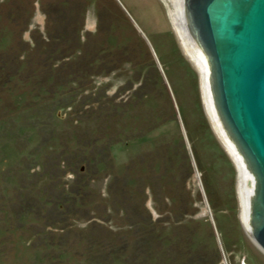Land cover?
<instances>
[{"label":"rangeland","instance_id":"374dc122","mask_svg":"<svg viewBox=\"0 0 264 264\" xmlns=\"http://www.w3.org/2000/svg\"><path fill=\"white\" fill-rule=\"evenodd\" d=\"M36 1L2 0L8 5L0 6V56L12 49L21 37L32 41L39 33L49 41L52 31V38L57 40H50L47 46L56 54L71 48L72 62L68 64L71 72L79 67L88 68V65L82 66L87 60L92 62L90 79L95 90L103 88L110 98L119 96V101H125L127 112L122 119L121 140L133 139L116 143L110 153L107 150L102 153L98 161L102 160L105 166L99 167L92 182L84 165L87 187L95 201L88 214L76 213L75 206L69 203L72 214L63 224L59 221L60 210L55 211L52 204H42L51 201L63 184L71 189L79 175L61 179L60 187H50L55 180L41 173L46 168L51 174L56 167L45 163L46 159H55L51 150L42 157L44 165L39 167L37 175L29 171L19 176L33 160L23 159L24 150H17L9 132L0 129V191L8 185L2 182L12 180L6 171L20 168L19 182L13 180L9 189L2 192L9 200L0 201V227L7 230L0 232V241H3L0 262L90 264L95 260L112 262L116 256L117 264L137 262V214L142 217L149 214L156 226L168 231L169 248L175 250L174 254H186L191 242L194 246L190 253L196 254L194 248L199 243L197 252L211 264H264V253L240 219V172L206 115L200 76L184 55L169 18L170 1L39 0L42 19L32 14L31 7ZM9 60L10 70L6 72L11 75L18 66L16 61ZM56 80H49V84L54 85ZM6 86L0 83V117L14 125L9 119L11 116L16 119L19 112L11 113L9 109L17 99L12 97L14 89L10 83ZM19 87L32 90L25 85ZM27 97L24 98L29 102L33 100L32 94ZM20 102L23 104L22 99ZM59 113L62 120H33V123L39 120L43 126H51L36 133L28 129L30 151H35L41 140L53 134L51 128L62 135V144L67 150L78 148L75 140L71 146L66 136L76 134L79 139L88 138L86 123L74 127L68 119L69 111ZM105 143L106 139L98 145L103 147ZM175 151L177 158H173ZM24 187H28L36 204H31L32 210L23 204V211L30 213L18 220L8 211L22 206L20 192ZM67 210L70 208L61 211ZM93 217L101 224L92 223ZM20 224L23 226L19 227ZM159 246L166 248L167 243ZM110 252L114 255L110 256Z\"/></svg>","mask_w":264,"mask_h":264},{"label":"trees","instance_id":"16d2710c","mask_svg":"<svg viewBox=\"0 0 264 264\" xmlns=\"http://www.w3.org/2000/svg\"><path fill=\"white\" fill-rule=\"evenodd\" d=\"M51 32H49L48 35L51 37L48 38L50 40L56 39L52 38ZM37 34V37H32V41H27L26 38L21 37L19 42H17V44L13 46L12 49H8L0 56V83L4 87H7L6 85H9L10 83V87H13L12 89H14V92L11 90L13 95L12 97L17 99V102L15 101L13 108H10L9 110H11V113L19 112V115L16 119H14L13 116H11L9 119L14 123V125L7 123L8 119H5V117H0V129L3 130V132L5 130L9 132L8 135L10 136L12 144L17 150H24V152L21 151L23 153V159H26L27 157V160H33L32 165L25 167L21 172L19 168L17 171L9 169L6 171V173L12 178L11 182L16 179L18 181V172L22 174L19 176H23L25 172L29 173V171L37 175L39 167L41 166V168H43L44 165V159L42 157H45L46 152L52 150L55 159H46L45 163H51V165H56V167H53L54 169L51 171V174L48 173L46 168L44 169V172L41 173L43 177L46 176L49 180H55L53 182L51 181L52 183L50 187L53 189L57 186L60 187L59 184H62L60 183L61 179H73V177L75 178V175L76 177L77 174L79 175V177H77L79 179H75L74 185L71 189H67V184H63V188L61 189L60 187L59 189L60 191L54 192L51 201H46L44 204H42H52L55 206V209L52 207L55 211L60 210L59 212L57 211L59 214H61V216H59L61 217V220L59 221H62L63 224H65L67 218L72 214V212H69L71 211L69 203H71V206H75L73 209H75L74 211L76 213L77 211L78 213L84 212L82 214H88V211L90 212V205L95 201V198H93L94 200L92 199L94 194L93 192L89 191L87 187L88 182L86 183L85 176L89 173V176H91L89 180L92 182V179L96 175L99 167L105 166V163L102 160L98 161L102 153H105L106 150L110 153L112 145L116 143H128L133 138H130L124 142L121 140L123 138L122 134L120 133V129L124 128L122 125V119L124 113L127 112V109L124 110V107L126 106L125 101H119V96L110 98L103 88L95 90V87L92 85V79H90V76L93 72L91 69L92 62L86 59L87 62L82 63V66L88 65V68L79 67L76 71L71 72L68 67L69 62H72L71 48L65 49L56 54L54 50H51L47 46V43L50 40L48 41V39H45L43 35L40 37V34ZM45 54H47V56ZM10 58L14 62L16 61L15 64L18 66L12 70L15 72L11 75L6 72L7 70H10L7 68ZM36 60H42L40 62H43V64L36 62ZM29 65L44 66H42V68L39 67L29 69ZM98 71L100 73L102 72V69H98ZM53 78L57 80L55 84L51 86V83L49 84V80H53ZM24 85L26 87H31L32 90H22L21 87H19ZM47 86L49 87L46 90ZM28 94H32L33 100L30 102L26 100L28 98L27 96H29ZM142 96H147V94H143ZM24 97H26V99ZM21 99L23 104L20 102ZM62 111H69L70 118L68 119H70L72 122V126L78 127L84 123L88 125V130L86 132L88 138L83 140V137L81 136L79 139L76 134L66 136L65 139L69 142V144L72 140H75L76 146L78 148L76 150H67L62 144V135L57 134V130L54 131L51 128L50 131L53 134L44 141L40 139L41 141L37 149L35 151H30L28 146L30 142L29 136L27 137L28 129H32V131L35 130L36 133L38 129L39 131H42V128H45V126H51L48 124H44L43 126V123L39 122V120L37 123H33V120H62L63 118L59 113H62ZM5 126L7 127L5 128ZM56 139L58 140L56 141ZM105 139L107 140V143L103 144V147H99L100 145L98 144L103 142ZM23 140H26V142ZM87 151L90 154L89 157L86 156V153H88ZM177 157L178 153L175 151L173 158ZM84 165H86L87 171L89 169L86 174L83 173V169L85 168ZM2 183L8 185L4 187L5 189H3V191H0V201L1 199L8 201V195L2 192L9 189L10 183L7 180ZM36 190L38 191V188ZM29 192L30 191L28 187H24L22 192H20V196H22V206L18 207L16 210L8 211L12 214L11 216L15 214L18 220H22L24 217L26 218V215H29L30 213L28 210L23 211V204H25V208L29 207L28 209L30 210L33 209V205L31 204H36L35 200H33L35 197L32 194L30 197ZM39 193L45 195V192L40 191ZM37 202L41 206L40 201L38 200ZM77 202H79V205H77ZM64 208H70V210L62 213L61 210ZM90 221L92 223L94 222L101 224V221L94 217L90 218ZM164 223H167V221ZM21 224L19 227L23 226ZM137 226L138 228L136 230L137 233H139V241L137 244V262L134 260L132 263L125 262V264H211L206 256L204 257L203 255L202 257V254L197 252V248L200 246L199 243L197 244V247L194 248V252L196 253L195 255H193L194 253H190L194 246V244L191 242V244L189 243L190 245L188 244L189 248L187 249L188 251L186 254H174L175 250L173 251L169 248L171 241L168 237V231L166 228L164 229L156 226L149 214L145 217L137 214ZM5 231L7 230L3 227H0V232ZM8 231L11 232V228L8 229ZM160 243H167V247L161 248L159 246ZM0 244H3V241H0ZM120 250L121 249L118 251ZM109 254L110 256H113L114 252H110ZM91 259L93 260L94 258L91 257ZM112 260V262H108L107 260H95L90 264H117L119 259L116 256L113 257ZM5 262L6 261L4 260L0 262V264H5ZM37 263L40 262L37 261ZM6 264L11 263L8 262Z\"/></svg>","mask_w":264,"mask_h":264},{"label":"water","instance_id":"95a60500","mask_svg":"<svg viewBox=\"0 0 264 264\" xmlns=\"http://www.w3.org/2000/svg\"><path fill=\"white\" fill-rule=\"evenodd\" d=\"M188 6L209 57L219 117L255 180L250 234L264 253V0H188Z\"/></svg>","mask_w":264,"mask_h":264},{"label":"bare ground","instance_id":"6f19581e","mask_svg":"<svg viewBox=\"0 0 264 264\" xmlns=\"http://www.w3.org/2000/svg\"><path fill=\"white\" fill-rule=\"evenodd\" d=\"M169 1L172 5V8L169 9V18L176 38L187 60L200 76L201 94L206 115L218 140L232 157L240 172L241 180L238 187L240 219L245 230L250 234L252 230L250 223V205L254 195V177L250 171L247 170L242 156L219 117L214 103L209 57L205 52L193 25L189 12L188 0Z\"/></svg>","mask_w":264,"mask_h":264},{"label":"crops","instance_id":"0c3cea01","mask_svg":"<svg viewBox=\"0 0 264 264\" xmlns=\"http://www.w3.org/2000/svg\"><path fill=\"white\" fill-rule=\"evenodd\" d=\"M10 2H12V1H10ZM39 4H40V1L37 0L36 3H35V5H34V6L32 5V7H31V8H33V9H32V14L34 13V14H35L34 17H35V16H39V19H42V16H43V15L41 14V12H39V6H38ZM7 5H8V4H6L5 2H2V0H0V6H5V7H6ZM84 10L86 11V9H84ZM23 12H24V11H23ZM23 12H22V14H21L22 16L25 15V14L23 15ZM24 13H25V12H24ZM87 17H88V16H87ZM33 19H34V18H33ZM87 19H88V18H87Z\"/></svg>","mask_w":264,"mask_h":264}]
</instances>
